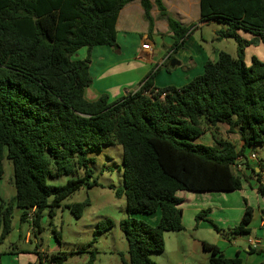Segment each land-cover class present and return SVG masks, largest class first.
<instances>
[{
    "label": "trees",
    "instance_id": "16d2710c",
    "mask_svg": "<svg viewBox=\"0 0 264 264\" xmlns=\"http://www.w3.org/2000/svg\"><path fill=\"white\" fill-rule=\"evenodd\" d=\"M137 0H0V245L13 231L14 207L21 221L35 211L36 237L43 230V213L52 218L55 209L84 186L93 188L91 153L118 144L123 154V187L116 197H126L127 218L120 223L128 243L129 258L121 264H158L150 259L165 249L167 232L185 231L180 192H234L243 187L244 175L234 166L246 148L264 145V61L245 62V31L264 43V0H200V22L226 24L219 31L238 41L237 56L221 52L209 60L204 72L184 86H154L155 72L136 92L110 100L106 94L89 101L90 53L96 46H117V22L121 10ZM149 32L154 30L151 0H138ZM161 19L174 39L172 50L183 48L193 25H183L168 14L162 0H155ZM83 48L88 55L73 57ZM218 125L240 135L242 147L229 139L213 137L212 145L198 142ZM213 132V131H212ZM12 162L16 195H1L4 160ZM84 176L55 186L49 178ZM264 196V185H259ZM89 199L69 206L81 218ZM49 209V211H46ZM161 213L152 226L136 215ZM202 210L196 220L207 221ZM253 209L247 207L230 234H250ZM113 227L99 222L92 242ZM57 240L59 233L54 231ZM209 264H243L226 258L215 245L203 242ZM18 251V250H17ZM81 253V252H80ZM97 251H90L94 264ZM73 253L46 256L49 264H64ZM33 264V263H29ZM42 264V263H41ZM264 264V262L262 263Z\"/></svg>",
    "mask_w": 264,
    "mask_h": 264
},
{
    "label": "crops",
    "instance_id": "0c3cea01",
    "mask_svg": "<svg viewBox=\"0 0 264 264\" xmlns=\"http://www.w3.org/2000/svg\"><path fill=\"white\" fill-rule=\"evenodd\" d=\"M151 1L153 3L151 14L155 24L153 32H149L148 22L144 16V9L140 1L137 0L126 5L120 12L116 26L118 32L117 46H96L92 49L90 53V75L93 82L85 90V96L89 101H95L103 94L108 95L110 100H115L130 92H136L148 79L151 71L155 72L154 86L157 88L171 85L184 86L204 72V66L211 58L202 51L204 50L203 47L196 42L193 45H196L202 51L201 53L198 49L201 53L198 63L190 57L187 62L189 68L192 69L189 72L190 76L184 74L180 82L179 79H175V71H178L179 68L185 65L184 61L187 55L182 54V49L179 50L176 57L179 64L171 65L170 61L174 55V51L172 50L174 39L169 31L167 21L161 19L159 16L160 13L155 0ZM162 1L171 17L183 25H193L187 40L194 34L196 29L203 26L202 24L204 23L200 22V0ZM244 36L248 37V35ZM145 43H149L150 49L142 48ZM83 49L86 51L81 54L79 59H83L88 55V50L86 48ZM258 53L263 54L261 47H259ZM252 56L253 52L249 56L250 60H246L247 65H251ZM197 69L198 74L192 76V73ZM218 126H223L227 132L229 131V127L226 125ZM232 135H235V137L231 136V138L224 139L234 142L238 149H240L243 143L240 141L239 133L236 131ZM200 143L212 145V143L206 144L202 141ZM252 154H256L258 160L252 161L250 159ZM238 164L241 167L239 172L244 175L242 189L234 191L237 195L231 201L221 196V205L209 207L211 212L207 215V218L211 219L219 227L220 232L216 231L209 222L204 220L198 222L196 220L197 214L201 212L200 208L196 207L194 211H190L194 219L191 229L193 232H200L201 234L198 233V235L194 236L186 235L185 233L189 232V229H187L185 224L186 211H183L185 231L167 232L165 234L164 251L153 254H166L168 252V255L158 257L156 263L172 264L171 260L179 254L185 257L183 264H209L210 253L204 251V249L201 252L195 250V245L193 247L195 242H198L201 246L203 242L215 245L224 257H239L242 259L243 264H262L264 262V196L259 192V185H264V148L260 149L257 145L246 148L244 156L239 158ZM247 207L253 209V218L249 225V237L246 240L241 237H232L233 239L229 236L227 238L224 237V231L230 232V229L239 224ZM157 213H159L158 223L161 213L159 211ZM21 214L22 211H15L12 233L15 232L16 228L22 233V224L24 222L21 221ZM34 214L35 211H29L28 220L25 222L28 224L25 242L30 244L34 237L37 246L34 250L18 249V252H13V254L8 252V255L11 256L10 261L13 264H45L46 256L61 253L53 251L50 254L38 247L39 240L36 237V228L32 225ZM46 214L47 212H44L43 217ZM182 233L183 235H181ZM250 240L253 241V244L249 242ZM168 241H170L169 247ZM84 251L82 247L72 251L71 253L74 255L69 256L64 264H88L89 259L81 255ZM172 254L173 257L171 256ZM195 255L201 257L200 261L195 258ZM94 264H97V260Z\"/></svg>",
    "mask_w": 264,
    "mask_h": 264
},
{
    "label": "rangeland",
    "instance_id": "374dc122",
    "mask_svg": "<svg viewBox=\"0 0 264 264\" xmlns=\"http://www.w3.org/2000/svg\"><path fill=\"white\" fill-rule=\"evenodd\" d=\"M194 31L189 39L185 42L182 49V54L187 55L184 61L185 65L175 71V79L181 81L184 74L187 76L192 70L189 68L187 62L190 57L198 63L201 57L202 51L206 53L212 60L216 61L221 52L228 53L233 57L237 56L238 41L232 38H224L220 35L219 31L226 30L227 25L221 24L215 21L206 22L202 24ZM248 35V37L244 36ZM241 42L245 45V62L250 60V54L253 52L252 58H257L264 61V44L259 41V37L240 31L239 33ZM253 37V38H252ZM200 44L204 50L201 51L195 43ZM261 47L263 54L258 53V49ZM179 49V50H181ZM200 50V52L198 51ZM178 50V51H179ZM85 49L80 50L73 59H79L81 54L85 53ZM177 51V52H178ZM174 53L172 60L179 62L176 57L178 53ZM171 60V61H172ZM170 61V62H171ZM169 62V64H170ZM198 74V69L192 73V76ZM223 126L210 129L205 135H203L198 142H204L206 144H213L212 135L217 138H231L235 135L229 134ZM213 131V132H212ZM260 149L264 148V145H257ZM123 148L118 144L103 148L101 152H94L90 154V157L94 159V164L91 165L93 170L92 178L90 182L95 180L97 185L93 188L84 186L80 191L76 192L68 199L61 203V206L55 209L54 217H50L46 214L41 221L43 230L38 234V247L46 252H65L71 253L72 251L81 248L82 246L89 244L95 237L97 231V225L99 222L111 220L113 227L105 234L98 236L96 243L92 248L86 249L81 253L85 258L90 259V251L96 250L97 264H121V256L129 258L128 243L121 230L120 223L123 219L127 218L126 214V197H116V190L123 187ZM84 176L83 170H76L73 175H63L58 178H49L48 183L55 186L65 185L68 181ZM1 195L6 201L13 200L16 195V189L14 185V168L13 164L7 158L4 160V177L1 182ZM237 195L233 193H218V192H181L179 196L183 199L181 207L183 211H186L185 224L189 232L185 234L198 235L200 232H193L191 224L194 221L190 211H194V208L199 207L200 210H205L213 206L221 205L220 197L223 196L229 201ZM89 199L90 205L85 209V212L81 218H76L69 208V206L77 203H82ZM14 211H21L17 206L14 207ZM46 211H49L47 209ZM158 214L153 215H136L134 216L138 220L144 221L152 226L157 224ZM28 230V224H22V233L16 228L15 232L8 236V238L0 245V264H13L10 261V255L8 252H18L17 250H34L37 246L36 239L32 238V242L27 244L26 232ZM54 231L60 234L61 241L57 240ZM201 234V233H200ZM173 235V234H171ZM183 235V233L181 234ZM230 237L231 239L238 237L247 239L248 234L240 236H232L229 232L224 231V237ZM233 237V238H232ZM170 241H168V247ZM195 250L203 251V245L195 242ZM169 251V250H168ZM166 254H151L150 259L156 262L158 257H165ZM51 256V255H50ZM173 257V254L171 255ZM194 258V257H193ZM195 258L199 259V255H195ZM185 257L177 255L172 264H183ZM16 264V263H15Z\"/></svg>",
    "mask_w": 264,
    "mask_h": 264
},
{
    "label": "built area",
    "instance_id": "2783aa9c",
    "mask_svg": "<svg viewBox=\"0 0 264 264\" xmlns=\"http://www.w3.org/2000/svg\"><path fill=\"white\" fill-rule=\"evenodd\" d=\"M142 48H143V49H150V45H149V43H145V44L142 46ZM250 159H251L252 161H256V160H258V157H257L256 154H252L251 157H250ZM240 169H241V167H240V165H239L238 162H237L236 165L234 166V170H235L236 172H238V171H240ZM249 242H250L251 244H253V241H252V240H250ZM45 264H49V263L47 262V259H45Z\"/></svg>",
    "mask_w": 264,
    "mask_h": 264
},
{
    "label": "water",
    "instance_id": "95a60500",
    "mask_svg": "<svg viewBox=\"0 0 264 264\" xmlns=\"http://www.w3.org/2000/svg\"><path fill=\"white\" fill-rule=\"evenodd\" d=\"M174 64H179L176 60L171 61V65L174 66Z\"/></svg>",
    "mask_w": 264,
    "mask_h": 264
}]
</instances>
